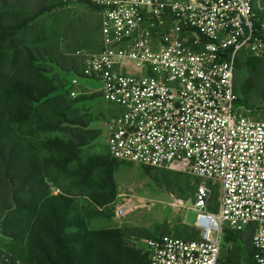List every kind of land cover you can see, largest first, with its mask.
I'll list each match as a JSON object with an SVG mask.
<instances>
[{
	"label": "built area",
	"instance_id": "2783aa9c",
	"mask_svg": "<svg viewBox=\"0 0 264 264\" xmlns=\"http://www.w3.org/2000/svg\"><path fill=\"white\" fill-rule=\"evenodd\" d=\"M63 1L92 5L100 17L99 48L73 53L81 71L69 73V92L95 83L120 109L108 124V155L200 181L198 239H144L148 264H221L225 226L252 227L253 260L264 264V95L251 107L235 87L240 55L264 57L260 0ZM0 264H27L1 236Z\"/></svg>",
	"mask_w": 264,
	"mask_h": 264
},
{
	"label": "trees",
	"instance_id": "16d2710c",
	"mask_svg": "<svg viewBox=\"0 0 264 264\" xmlns=\"http://www.w3.org/2000/svg\"><path fill=\"white\" fill-rule=\"evenodd\" d=\"M59 1L0 0V236L27 264H127L124 230L90 229L74 201L59 190L56 193L51 185L54 170L76 162L81 149L99 135L74 109L82 99H68L69 90L64 87L60 93L56 80L42 74L81 71L75 50L66 54L49 36L47 26L38 21L54 8L52 2L59 5ZM85 5L98 14L94 6ZM257 14L264 24V11ZM259 60L251 57L248 64L256 70ZM40 63L46 67L36 65ZM252 83L247 79L238 92L249 94ZM238 103L247 105L243 97ZM56 131L66 132L68 139L35 142L40 134ZM117 162L107 153L77 166L81 182L106 192L95 199L100 205L112 203L116 196L113 174ZM142 167L167 192L183 198L194 191L195 196L198 185H192L186 175ZM93 174L96 178L91 179ZM186 230L190 234L185 240L198 239L193 227ZM253 232L252 227L244 231L223 228L224 245H237L245 237L247 264H255Z\"/></svg>",
	"mask_w": 264,
	"mask_h": 264
},
{
	"label": "rangeland",
	"instance_id": "374dc122",
	"mask_svg": "<svg viewBox=\"0 0 264 264\" xmlns=\"http://www.w3.org/2000/svg\"><path fill=\"white\" fill-rule=\"evenodd\" d=\"M59 5L52 2L53 9L40 16L38 21L47 26L50 37L60 43L66 54L77 49L95 50L101 42L98 27L100 17L93 8L85 4L69 3L60 0ZM264 11V0H260ZM40 31V30H38ZM240 66L235 73V87L239 97L246 100L251 107H258L264 95V57L258 61L256 70L248 64L251 59L246 53L240 56ZM46 67L44 63L36 64ZM50 67V66H47ZM45 77L56 80L61 90L71 89L69 73L54 70L42 73ZM253 80L252 91L242 95L238 86L247 79ZM77 97L82 99L74 106L80 116L89 120V129L99 133L98 137L81 149L78 160L61 169L54 170L52 187L54 191L67 195L74 201L75 210L86 220L90 229L124 230L123 244L127 250V264H148L147 256L142 248L143 240L162 235H179L188 238L190 232L186 227H193L197 212L193 209L194 191L181 198L167 192L161 185L149 177L142 166L118 161L115 164L113 179L116 196L109 204L100 205L95 199L106 195L103 190L93 189L90 183L81 182L77 174V166L85 163L91 157L107 156L108 124L120 109L104 101L95 83L82 84L72 88ZM48 138L68 139V134L62 131L40 134L35 142ZM43 154H47L43 152ZM192 185H199V180L188 175ZM96 178L93 174L91 179ZM213 196L210 210L215 212L220 198V188L213 184ZM124 211L120 214V211ZM5 242V241H4ZM6 243V242H5ZM248 244L242 237L237 245H224L221 251V264H247Z\"/></svg>",
	"mask_w": 264,
	"mask_h": 264
},
{
	"label": "crops",
	"instance_id": "0c3cea01",
	"mask_svg": "<svg viewBox=\"0 0 264 264\" xmlns=\"http://www.w3.org/2000/svg\"><path fill=\"white\" fill-rule=\"evenodd\" d=\"M242 54H243V53H242ZM242 54H241V55H242ZM241 55H240V56H241ZM240 61H241V59H240V57H239V61H238V63H240ZM240 99H242V98L240 97Z\"/></svg>",
	"mask_w": 264,
	"mask_h": 264
}]
</instances>
